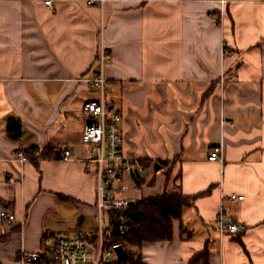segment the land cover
<instances>
[{
    "label": "crops",
    "instance_id": "1",
    "mask_svg": "<svg viewBox=\"0 0 264 264\" xmlns=\"http://www.w3.org/2000/svg\"><path fill=\"white\" fill-rule=\"evenodd\" d=\"M102 46L126 153L169 161L181 190L197 195L173 239L142 244L145 262L188 264L208 246L209 264H264V0H0V210L16 215L0 217V264L42 249L59 227L55 205L75 208L78 225L97 215V165L82 134ZM13 117L18 139L7 132ZM32 144L55 156L16 158ZM215 145L222 158L213 161ZM163 185L159 173L144 194ZM219 212L240 231H220Z\"/></svg>",
    "mask_w": 264,
    "mask_h": 264
},
{
    "label": "built area",
    "instance_id": "2",
    "mask_svg": "<svg viewBox=\"0 0 264 264\" xmlns=\"http://www.w3.org/2000/svg\"><path fill=\"white\" fill-rule=\"evenodd\" d=\"M105 0H87L89 4L103 5ZM52 6L53 0H45ZM100 69L90 79V83L99 91V96L90 98L83 105V112L88 116L82 139L90 145L92 160L97 165V220L98 227L94 231H78L73 234L58 237L53 246L48 248L44 243L39 251L21 249L15 256L14 264H114L118 259L115 244L106 245L108 237L113 229L125 233L127 224L124 219L114 217L113 212L127 208L132 203L127 190L135 185V176L147 173L140 158L126 153L124 149V136L121 122L122 114L110 108L106 93L109 80L104 71V62L110 58V53L105 47L99 52ZM16 158L26 162L28 154L19 149ZM71 150L63 153L64 159H70ZM208 158L216 161L222 158V146L215 145L209 153ZM243 194L232 193L233 200L244 199ZM0 217L7 221L16 220L15 213L8 207L0 210ZM216 224L220 231L236 233L243 227L238 221L227 219L223 212H219ZM47 254V259L43 255ZM40 264V263H39Z\"/></svg>",
    "mask_w": 264,
    "mask_h": 264
},
{
    "label": "trees",
    "instance_id": "3",
    "mask_svg": "<svg viewBox=\"0 0 264 264\" xmlns=\"http://www.w3.org/2000/svg\"><path fill=\"white\" fill-rule=\"evenodd\" d=\"M7 132L12 138H20L23 133L22 121L19 118H9L7 120ZM23 150L31 153V157H34L33 159H39L40 157H46L51 154L55 156L54 152L56 151H54L53 146L50 144H46L44 147L32 144ZM140 160L146 168L152 166L155 168V163H158L161 169L169 164L167 160H153V162L146 161L142 158ZM147 179V173L136 175L135 186L140 187ZM153 179L154 176L149 181ZM196 196L185 194L182 190L180 192L164 190L160 194L144 195L133 199L129 207L113 212L114 217L124 219L125 221L129 220L131 223L127 225L125 233H121L118 229H113L112 234L107 239L106 245L113 246L115 244H122L128 251L127 245L137 246L141 249L144 242L168 241L173 239L174 220L181 219L183 208L192 204ZM61 197L62 199L66 198ZM181 233L185 239H189L192 236V230H188L184 226L181 227ZM45 236H48V234ZM47 257V254L43 255V259L46 260ZM209 257V247L205 246V248L192 255L188 264H209ZM39 263L43 264V262H37L36 264ZM114 264L147 263L142 253L136 258L135 254H130L128 251L126 256L121 260L116 259Z\"/></svg>",
    "mask_w": 264,
    "mask_h": 264
},
{
    "label": "rangeland",
    "instance_id": "4",
    "mask_svg": "<svg viewBox=\"0 0 264 264\" xmlns=\"http://www.w3.org/2000/svg\"><path fill=\"white\" fill-rule=\"evenodd\" d=\"M174 169L175 168L171 167V165L169 164L165 168H161L158 171H155L154 166L149 167L147 170V176L151 178V176L153 175L154 179L151 181H149L148 179L144 183L145 185L143 184L140 187L133 185L130 187V189L127 190L126 193H128L129 197H131L132 199L144 196L145 195L144 186L155 185L156 175H159V173L162 175L164 179L163 189L165 188V190H168V191L180 192L181 187H180L179 179H178L179 172L176 173ZM155 173L157 174L155 175ZM70 208L71 209H69L68 211L66 210L64 212H61L60 209H62V207L60 205L59 206L55 205L53 207L54 212H57V211L59 212L58 219L60 220V222H59V227L55 229V232L53 234L49 232L48 234V241H46L48 248H51L53 246L55 240L58 237L71 234L74 228L80 229L83 232H89V231L96 230L98 226V222L94 215H86L84 221H82L78 225L77 218H78L79 213H77V210L75 208H72L71 206ZM188 226L195 227L196 225L195 223L191 221V223L190 222L188 223ZM196 230L198 231L197 227H196ZM202 230L198 232L199 236H205L204 233H201ZM126 247L130 254H135L136 258H138V256L141 254V249L137 246L127 245Z\"/></svg>",
    "mask_w": 264,
    "mask_h": 264
},
{
    "label": "water",
    "instance_id": "5",
    "mask_svg": "<svg viewBox=\"0 0 264 264\" xmlns=\"http://www.w3.org/2000/svg\"><path fill=\"white\" fill-rule=\"evenodd\" d=\"M110 108H112V106H110ZM160 169V164L155 163V171H158ZM127 225H130V221L126 220L125 221ZM116 252H117V257L118 260H121L124 256H126L128 254V251L126 250V248L122 245V244H118L115 246Z\"/></svg>",
    "mask_w": 264,
    "mask_h": 264
}]
</instances>
